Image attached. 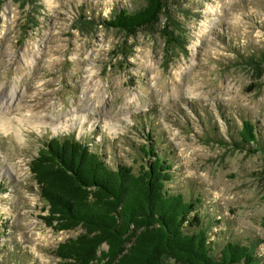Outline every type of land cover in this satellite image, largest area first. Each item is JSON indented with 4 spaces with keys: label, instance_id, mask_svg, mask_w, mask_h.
I'll use <instances>...</instances> for the list:
<instances>
[{
    "label": "rangeland",
    "instance_id": "rangeland-1",
    "mask_svg": "<svg viewBox=\"0 0 264 264\" xmlns=\"http://www.w3.org/2000/svg\"><path fill=\"white\" fill-rule=\"evenodd\" d=\"M145 4L0 0V264H65L57 246L82 233L43 220L30 164L56 138L135 173L156 145L172 164L168 188L202 199L216 254L238 242L264 264V0H169L171 20L134 35L105 24ZM165 27L178 44L167 47ZM71 111L82 124L55 132L50 114ZM245 121L261 150L237 148Z\"/></svg>",
    "mask_w": 264,
    "mask_h": 264
},
{
    "label": "trees",
    "instance_id": "trees-1",
    "mask_svg": "<svg viewBox=\"0 0 264 264\" xmlns=\"http://www.w3.org/2000/svg\"><path fill=\"white\" fill-rule=\"evenodd\" d=\"M136 12L122 10L108 27L134 35L171 20L169 0H145ZM167 47L178 44L174 32L163 29ZM264 62V57L261 59ZM259 64L255 58L249 61ZM237 148L255 145L261 150L255 125L245 121ZM147 166L109 167L101 153L72 138L51 139L30 164L48 207L43 217L57 232L81 229L77 237L60 243L55 255L65 264H258L255 250L238 242H226L216 254L209 225L199 214L201 198L174 193L170 160L156 145L142 147ZM254 152V151H253ZM5 190L0 181V193Z\"/></svg>",
    "mask_w": 264,
    "mask_h": 264
},
{
    "label": "bare ground",
    "instance_id": "bare-ground-1",
    "mask_svg": "<svg viewBox=\"0 0 264 264\" xmlns=\"http://www.w3.org/2000/svg\"><path fill=\"white\" fill-rule=\"evenodd\" d=\"M13 93L15 94V92H13V91H11L10 92V94H9V96L10 97H13L12 95H13ZM12 98H10L9 99V101L8 102H12L13 100H11ZM75 109V108H74ZM72 112V114L70 115H65V114H60L59 115V117L58 118H56L55 116H53V115H51L50 114V116L52 117V125H51V127L53 128V130L55 131V132H58V130H60V129H62V130H64V129H67V128H69V127H71V126H73V125H76L77 123H79V124H82V121L80 120V118H78L77 116H74V113H73V111H71ZM41 117V116H40ZM40 120V119H39ZM42 120V119H41ZM37 124V123H36ZM39 124V123H38ZM37 124V125H38Z\"/></svg>",
    "mask_w": 264,
    "mask_h": 264
}]
</instances>
